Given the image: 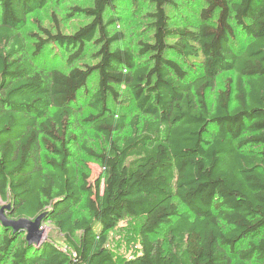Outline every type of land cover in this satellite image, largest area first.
Segmentation results:
<instances>
[{
    "label": "trees",
    "instance_id": "16d2710c",
    "mask_svg": "<svg viewBox=\"0 0 264 264\" xmlns=\"http://www.w3.org/2000/svg\"><path fill=\"white\" fill-rule=\"evenodd\" d=\"M48 1L0 0V198L16 219L45 213L73 254L0 222V264H264V0H202L192 27L170 25L174 0H146L151 35L136 51L111 31L118 0H92L72 8L90 19L72 33L40 27L34 54L52 44L66 54L65 69L43 70L24 55L20 29ZM88 43L95 61L76 65ZM222 71L235 73L233 87L210 107ZM117 86L138 111L124 135L109 105ZM82 96L93 110L84 120L107 142L81 145L103 169L89 185L70 149ZM83 196L87 215L75 218ZM124 218L140 224V251L127 259L108 246Z\"/></svg>",
    "mask_w": 264,
    "mask_h": 264
},
{
    "label": "rangeland",
    "instance_id": "374dc122",
    "mask_svg": "<svg viewBox=\"0 0 264 264\" xmlns=\"http://www.w3.org/2000/svg\"><path fill=\"white\" fill-rule=\"evenodd\" d=\"M175 7H167L166 11L169 16V23L173 27H192L197 24V13L202 0H174ZM92 4V0H57L48 1L46 4L27 15L25 25L20 29V33L24 42V55L38 69L49 70L51 68L65 69L64 59L66 58L65 51L55 44L46 45L40 54H34L35 43L38 37H45L41 28L48 30L51 33L60 31L61 33H72L79 26L90 21L89 18L81 14L72 12L74 6L84 7ZM153 10V7L146 0H118L115 4L114 14L120 18L119 22L111 27V31H120L124 36L122 46H128L133 51H136L140 42L150 39V28L148 13ZM246 43V40L241 35H237L233 43L234 49L240 50ZM95 46L93 43L85 45L83 57L76 62L92 64L93 52ZM193 69L200 70L198 60H191ZM189 70L188 66L182 64ZM191 71V73H192ZM235 73L233 71H222L218 74L214 89L208 92V102L210 107L213 106L214 98L221 88L229 84L233 87ZM96 84V80H91L87 88L92 91ZM121 96L117 102L110 101L109 105L113 111L114 117L124 116L125 127L121 135L129 134V121L131 117L138 111L135 102L124 86H117ZM93 110L88 106L87 99L84 96L80 98L78 108L69 119V128L75 135L76 140L70 144L72 152V163L77 172L78 183L85 181L88 185L93 184L96 179L103 181V169L99 163L89 156L81 145L91 148L94 151H100L107 146V142L100 134L95 133L90 123L84 118L92 113ZM209 138V134H206ZM8 202L0 198V207ZM182 209L183 206L179 204ZM73 216L80 218L87 215V209L83 199L72 208ZM10 219H15L13 215L8 216ZM139 221L133 218H124L117 222L116 226L110 230L108 234V246L120 257L124 259L130 258L140 251L139 239ZM41 227L44 230L43 239H49L63 249L69 255L73 254L72 248L67 244L64 236L57 230L54 223L46 220L41 222ZM164 228H160L153 238H163Z\"/></svg>",
    "mask_w": 264,
    "mask_h": 264
},
{
    "label": "water",
    "instance_id": "95a60500",
    "mask_svg": "<svg viewBox=\"0 0 264 264\" xmlns=\"http://www.w3.org/2000/svg\"><path fill=\"white\" fill-rule=\"evenodd\" d=\"M12 212L11 204L7 203L0 207V222L13 229H20L26 232V238L29 243L38 244L44 235L41 222L44 221L45 213H40L33 219L25 217L19 219H10L8 215Z\"/></svg>",
    "mask_w": 264,
    "mask_h": 264
}]
</instances>
